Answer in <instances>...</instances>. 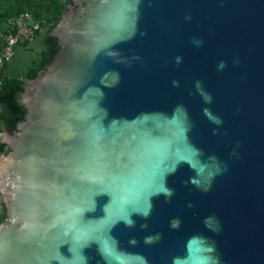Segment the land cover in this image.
<instances>
[{
	"label": "water",
	"instance_id": "water-1",
	"mask_svg": "<svg viewBox=\"0 0 264 264\" xmlns=\"http://www.w3.org/2000/svg\"><path fill=\"white\" fill-rule=\"evenodd\" d=\"M49 34L0 264H264V0H70Z\"/></svg>",
	"mask_w": 264,
	"mask_h": 264
},
{
	"label": "trees",
	"instance_id": "trees-1",
	"mask_svg": "<svg viewBox=\"0 0 264 264\" xmlns=\"http://www.w3.org/2000/svg\"><path fill=\"white\" fill-rule=\"evenodd\" d=\"M68 2L70 0L66 2L61 0H0V34L7 31L5 22L8 17L24 11L30 12L33 18L39 20L40 30L44 29L42 36H39L43 46L38 58L23 75L9 76L4 73L6 65L12 57L0 69V121L8 132L15 130L17 123L23 119L25 113L23 104L18 101V96L23 91L22 78L35 77L58 49L57 39L51 36L49 31L66 9ZM7 150L6 144L0 141V154ZM5 214L3 205L0 210V221L5 218Z\"/></svg>",
	"mask_w": 264,
	"mask_h": 264
},
{
	"label": "built area",
	"instance_id": "built-area-1",
	"mask_svg": "<svg viewBox=\"0 0 264 264\" xmlns=\"http://www.w3.org/2000/svg\"><path fill=\"white\" fill-rule=\"evenodd\" d=\"M5 24L7 31L0 34V69L13 56L15 46L30 43L40 30L39 20L27 11L8 17Z\"/></svg>",
	"mask_w": 264,
	"mask_h": 264
},
{
	"label": "crops",
	"instance_id": "crops-1",
	"mask_svg": "<svg viewBox=\"0 0 264 264\" xmlns=\"http://www.w3.org/2000/svg\"><path fill=\"white\" fill-rule=\"evenodd\" d=\"M42 46L38 35L30 43L17 45L12 59L6 65L4 73L9 76L23 75L38 58ZM1 127L2 122L0 121Z\"/></svg>",
	"mask_w": 264,
	"mask_h": 264
},
{
	"label": "rangeland",
	"instance_id": "rangeland-1",
	"mask_svg": "<svg viewBox=\"0 0 264 264\" xmlns=\"http://www.w3.org/2000/svg\"><path fill=\"white\" fill-rule=\"evenodd\" d=\"M62 2H66V1H69V0H61ZM69 3V2H68ZM67 3V4H68ZM43 32H44V29H41L37 34H36V36L38 35V36H42V34H43ZM35 39V38H34ZM33 39V40H34ZM2 128H4V126L2 125V127L0 128V138H1V129ZM5 129V128H4ZM4 204H3V201H2V199L0 200V210H1V208H2V206H3Z\"/></svg>",
	"mask_w": 264,
	"mask_h": 264
},
{
	"label": "flooded vegetation",
	"instance_id": "flooded-vegetation-1",
	"mask_svg": "<svg viewBox=\"0 0 264 264\" xmlns=\"http://www.w3.org/2000/svg\"><path fill=\"white\" fill-rule=\"evenodd\" d=\"M6 148H7V145H6Z\"/></svg>",
	"mask_w": 264,
	"mask_h": 264
}]
</instances>
